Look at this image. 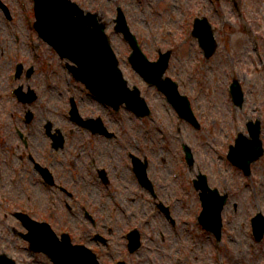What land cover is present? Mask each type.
<instances>
[{
    "label": "rangeland",
    "instance_id": "rangeland-1",
    "mask_svg": "<svg viewBox=\"0 0 264 264\" xmlns=\"http://www.w3.org/2000/svg\"><path fill=\"white\" fill-rule=\"evenodd\" d=\"M4 1L11 9L12 19L8 21L0 8V123L3 131L0 162L10 155L8 143L15 141L10 137L11 116L25 109L10 93L14 80L9 73L16 62L22 61L27 65L35 63L37 67L31 79L24 77L39 92V99L32 105L36 119L27 129L31 131V139L34 144L40 140L44 145L46 139L42 137L41 128L46 118L64 127L68 132L67 152H59L58 159L67 161L69 168L76 172V180L68 182L75 193L73 198L56 195L48 198L50 193L46 188L47 192L40 190L45 186L39 183L31 186L27 196L15 194L9 198L10 207L23 204L34 217L37 214L50 216L58 233L70 228L74 240L89 244L98 252L102 262L124 258L128 264H257L264 255V242L256 244L255 251H251L249 222L250 215L259 208L264 210V157L254 164L252 175L246 177L228 161L227 151L236 131L239 128L245 130L246 120L258 115L261 109L264 111V70L252 69V58L258 60L255 39L261 45L259 52L264 53V0H222L218 3L220 11L215 20L218 23L225 21L221 45L214 58L203 62L199 49L190 42L193 38H189L190 44H183V12L186 14L190 9H183L181 2H177V6L173 0H77L86 9L104 12L109 24L107 30L126 77L131 84L141 86L150 101L151 117L138 122L126 108L115 112L97 102L82 84L71 78L64 61L34 31L32 0ZM118 5L125 8L132 28L139 27L144 33L140 40L150 57L157 56L155 45L163 49L174 46L168 74L177 78L181 89L190 94L194 109L203 121L201 130L179 120L164 95L148 86L131 67L127 60L130 46L113 28ZM149 26L152 29H148ZM32 48L38 51V55ZM47 66L53 73L52 87L44 83L39 73L43 70L41 68L46 71ZM233 71L239 72L246 87V101L238 108L237 117L232 114L233 103L227 91ZM24 78L15 82L26 83ZM72 95L77 98L84 115H102L108 126L116 129L118 138L92 137L86 131L70 132L78 129L68 117L69 97ZM181 140L187 141L194 150V169H190L185 161ZM137 145L141 149L136 153L148 154L150 158V175L166 185L162 199L172 204L173 215L179 222L178 236H174L176 231L158 210L153 198L137 183L127 155L129 151H136ZM89 155L96 157L99 167L110 170L111 186H104L95 169L87 171ZM199 169L208 174L212 185L232 192L224 212L227 232L219 245L200 227L196 230L198 236L195 240L188 234L189 229L198 225L196 216L201 211L199 195L192 182ZM176 172L180 174L178 179L175 178ZM3 178L5 181V175ZM29 183L20 182L26 187ZM133 190L139 194H133ZM65 200L74 205L73 211L66 209ZM55 202L59 204L58 211L53 205ZM83 206L93 213L97 226L90 221L82 224ZM2 209L0 207L3 216ZM52 209L55 211L53 215L50 213ZM7 222L23 229L15 218L7 219ZM134 226L142 231L143 246L131 254L121 233ZM4 228L7 226L3 223L2 232ZM97 231L109 238L108 247L92 239ZM6 234L7 239L0 236V250L15 255L20 264H53L45 254L31 253L27 241L15 237L11 230L6 229ZM12 237H15L14 241Z\"/></svg>",
    "mask_w": 264,
    "mask_h": 264
},
{
    "label": "water",
    "instance_id": "water-1",
    "mask_svg": "<svg viewBox=\"0 0 264 264\" xmlns=\"http://www.w3.org/2000/svg\"><path fill=\"white\" fill-rule=\"evenodd\" d=\"M37 11L36 25L41 34L54 44L63 56H69L78 63L77 67H72L77 77L85 80L100 98L114 106L118 107L120 103L127 101L133 108H138V101L142 103L138 91H132L126 87V81L122 79L109 39L104 32V25L98 21L96 14L85 15L83 10L70 0H38ZM117 28L129 33L123 16ZM129 38L136 47L132 57L133 64L149 81L157 83L166 90L183 115L191 116L189 103L186 99L179 97L176 84L172 83L169 78L162 79L168 62V54L158 62L148 63L133 36L129 35ZM236 93L238 95L237 89ZM75 117L78 118L77 110H75ZM252 134L254 140L242 138L238 141L233 154L234 161L247 169L251 160L258 157L261 152L258 128L253 129ZM189 155L192 159L191 154ZM205 183V177L202 176L198 186L208 191ZM216 195V191H212V194H205L204 197L208 215L212 214L218 219L224 199L217 202ZM203 221L209 228H220L219 222L215 225L208 222V216L203 217ZM30 223L32 232L28 237L37 250L50 252L54 259L60 262L98 264L91 253L73 249L68 239L64 242L58 241L46 225Z\"/></svg>",
    "mask_w": 264,
    "mask_h": 264
},
{
    "label": "flooded vegetation",
    "instance_id": "flooded-vegetation-1",
    "mask_svg": "<svg viewBox=\"0 0 264 264\" xmlns=\"http://www.w3.org/2000/svg\"><path fill=\"white\" fill-rule=\"evenodd\" d=\"M18 149H21V147H18ZM20 154H21V155H23V153H22V152H20Z\"/></svg>",
    "mask_w": 264,
    "mask_h": 264
}]
</instances>
